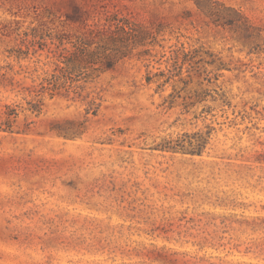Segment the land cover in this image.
<instances>
[{
	"label": "rangeland",
	"instance_id": "rangeland-1",
	"mask_svg": "<svg viewBox=\"0 0 264 264\" xmlns=\"http://www.w3.org/2000/svg\"><path fill=\"white\" fill-rule=\"evenodd\" d=\"M114 15L150 54L30 110L23 33ZM0 264H264V0H0Z\"/></svg>",
	"mask_w": 264,
	"mask_h": 264
},
{
	"label": "trees",
	"instance_id": "trees-1",
	"mask_svg": "<svg viewBox=\"0 0 264 264\" xmlns=\"http://www.w3.org/2000/svg\"><path fill=\"white\" fill-rule=\"evenodd\" d=\"M109 22L106 28L91 29L82 34L40 31L37 28L23 33L20 48L12 54L17 59H26L30 54L45 53L43 65L50 67L38 85L22 87L37 99L29 102L30 110L40 113L46 97L89 98L91 92L84 93L102 73L115 69L127 58L149 55V46L158 43L159 31L154 33L128 17L114 15ZM173 76L165 83H169ZM90 105L94 107L96 101L92 99Z\"/></svg>",
	"mask_w": 264,
	"mask_h": 264
}]
</instances>
